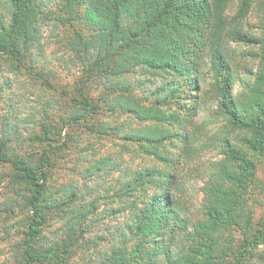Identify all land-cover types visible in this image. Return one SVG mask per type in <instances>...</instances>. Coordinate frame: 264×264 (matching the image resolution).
Listing matches in <instances>:
<instances>
[{
    "label": "trees",
    "instance_id": "16d2710c",
    "mask_svg": "<svg viewBox=\"0 0 264 264\" xmlns=\"http://www.w3.org/2000/svg\"><path fill=\"white\" fill-rule=\"evenodd\" d=\"M232 1L0 0V52L14 63L33 60L31 50L40 42L39 21L51 4L56 3L54 8H60L64 18L86 22L89 36L82 40L84 44L77 41L74 45L86 56L93 49V60L74 88L77 95L73 101L89 113H97L104 97H93L88 82L95 68L106 74L105 94H112L110 100L105 97L107 106L129 114L136 125L128 124L125 139L166 160L163 168L146 166L122 180L117 197L123 206L106 211L108 216L126 208L129 211L123 225L112 234V246L101 255L100 264H264V218L254 222L246 211L243 194L234 191L235 187L245 190V179L253 174L255 163L250 153L264 150V19L260 36L243 32L250 8L256 4L264 12V0H238V11L228 20L226 11ZM245 41L258 46V64L249 78L240 79L242 92L234 97L237 74L228 44ZM203 59L210 74L207 87ZM139 88L144 101L153 99L156 106L174 110L137 102L133 91ZM115 90H119L117 97ZM204 100L216 102L217 116L225 124L201 145L203 149L218 148L220 158L211 164V174L200 190L201 213L194 219L176 197L177 173L186 165L180 159L192 154L187 150L194 138L187 128ZM179 111L184 116L175 122ZM42 127L44 141H54L50 137L60 132L48 123ZM169 141L173 152L161 153ZM177 148L182 149L179 154L174 153ZM5 153L0 139V163H9L12 178L30 192L25 200L32 214L26 223L27 264H62V258L56 256L59 245L44 249L39 238L47 213L60 201L48 195L47 168L49 171L54 163L47 156L37 166L6 158ZM73 197L75 194L66 198L68 207ZM87 211L74 210L76 215L68 217L61 253H70L74 234L81 231ZM130 243L134 244L131 250Z\"/></svg>",
    "mask_w": 264,
    "mask_h": 264
},
{
    "label": "rangeland",
    "instance_id": "374dc122",
    "mask_svg": "<svg viewBox=\"0 0 264 264\" xmlns=\"http://www.w3.org/2000/svg\"><path fill=\"white\" fill-rule=\"evenodd\" d=\"M54 6L56 3L43 10L45 14L39 21L40 42L31 50L32 61L14 63L0 52V139L5 144L6 158L22 159L38 166L42 158L49 156L54 163L49 171L47 168L48 195L60 201L47 213L46 222L39 229L43 248L56 243L58 248L64 249L68 217L76 215L74 210L89 209L81 220V231L74 234L70 253L63 254L59 249L56 256L62 258V264H100L101 257L112 246V234L123 225L129 211L126 208L110 216L106 211L123 206V201L117 197L122 180L146 166L163 168L166 160L147 154L140 143L134 145L125 139L128 124L136 125L129 114L111 111L107 106L105 97L110 100L112 94H105L103 78L106 74L101 75L95 68L88 82L93 97H104L97 113H89L87 108L73 101L77 95L74 88L93 60V49L90 50L92 56H86L77 51L74 43L84 44L82 40L87 39L91 30L84 21L64 18L60 8ZM237 6L238 0L229 4L228 20L236 15ZM263 19L264 12L254 4L244 21L243 32L247 36H260ZM245 42L228 44L231 65L237 74L234 97L242 92L240 79L249 78L258 64L255 57L258 46L252 41ZM202 64L204 87H207L210 83L207 60L203 59ZM134 78L138 77L132 76ZM142 91L140 88L133 91L137 102L168 112L174 110L156 106L153 99L144 101ZM118 92L114 91L115 97ZM177 114L175 122L184 116L181 111ZM47 123L60 130L50 137L54 141L42 139L41 127ZM224 124L225 120L217 116L216 102L204 100L187 128V133L194 138L187 150L192 154L180 159V163L186 165L177 173L176 197L184 202L185 212L194 219L201 213L203 195L200 190L211 174V164L220 158L218 148L203 149L201 145ZM163 146L161 153L173 152L170 141ZM177 149L174 153L179 154L182 149ZM250 159L255 163L253 174L245 179V190L235 187L234 191L243 194L246 211L258 222L264 218V150L250 153ZM95 167L99 169L92 171ZM13 173L9 163H0V264H27L24 258L26 223L32 214L25 200L30 192L27 186L17 184ZM72 194L75 197L68 207L66 198ZM133 247L130 243V250ZM30 264H54V261Z\"/></svg>",
    "mask_w": 264,
    "mask_h": 264
}]
</instances>
